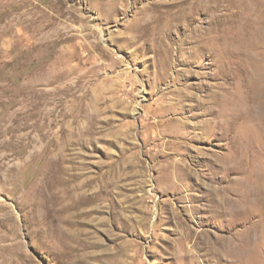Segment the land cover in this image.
Masks as SVG:
<instances>
[{
    "label": "rangeland",
    "instance_id": "1",
    "mask_svg": "<svg viewBox=\"0 0 264 264\" xmlns=\"http://www.w3.org/2000/svg\"><path fill=\"white\" fill-rule=\"evenodd\" d=\"M262 77L264 0H0V264H264Z\"/></svg>",
    "mask_w": 264,
    "mask_h": 264
},
{
    "label": "bare ground",
    "instance_id": "2",
    "mask_svg": "<svg viewBox=\"0 0 264 264\" xmlns=\"http://www.w3.org/2000/svg\"><path fill=\"white\" fill-rule=\"evenodd\" d=\"M263 78H264V77L258 79L257 82H258L259 84H260V82H264V79H263ZM258 83H257V84H258ZM262 85H263V84H262ZM258 86H259V85H258ZM246 92H247V91H246ZM244 93H245V92H244ZM261 93H262V91H261ZM260 95L262 96V95H264V94H260ZM248 96H250V93H249ZM247 98H249V97H247ZM253 99H254V98H253ZM255 99H256V98H255ZM246 100H247V99H246ZM249 100H250V99H249ZM244 101H245V100H244ZM247 101H248V100H247ZM245 102H246V101H245ZM245 102H244V104H246V106H247V105H250V103L247 104L248 102H246V103H245ZM255 103H256V102H255ZM246 106H245L244 109H246ZM250 107H251V106H250ZM248 108H249V106H248ZM244 109H243V110H244ZM250 109H251V108H250ZM252 109H253V108H252ZM243 110L241 109V112H243ZM244 111H245V110H244ZM248 113H249V112H248ZM248 113H247V114H248ZM250 113H253V112H250ZM247 114H245V115H247ZM243 115H244V114H243ZM251 115H252V114H251ZM253 117H254V115H253ZM246 130H247V129H246ZM246 133H247V132H246ZM248 133H249V132H248ZM256 133H259V132L256 131ZM243 135H244V134H243ZM250 135H251V134H250ZM246 141H247V140H246ZM249 145H250V144H249ZM246 149H247V148H246ZM256 176H257V175H256ZM261 177H262V175H261ZM253 178H255V177H253ZM256 179H257V178H256ZM250 180H251V179H250ZM258 180H259V179H258ZM262 181H264V180H262ZM258 182H260V181H258ZM245 184H247V183H245ZM245 184H244V185H245ZM241 186H242V185H241ZM242 187H243V186H242ZM240 188H241V187H240ZM244 188H245V187H244ZM244 188H243V189H244ZM245 189H246V188H245ZM245 189H244V190H245ZM248 189H249V188H248ZM248 189H247V191H248L247 193H249V190H248ZM250 190H251V188H250ZM245 193H246V192H245ZM251 193H252V192H251ZM214 194H215V193H214ZM233 194H234V193H233ZM242 194H243V193H242ZM242 194H241V195H242ZM234 195H235V194H234ZM248 195H249V194H248ZM250 195H251V194H250ZM245 197H246V196H245ZM226 199H227V198H226ZM242 199H243V198H242ZM233 201H234V200H233ZM227 202H228V201H227ZM225 205H226V204H225ZM236 207H237V206H236ZM238 208H239V207H238ZM224 209H225V208H224ZM247 209H248V208H247ZM244 210H245V209H244ZM242 212H243V211H242ZM232 213H233V212H232ZM254 226H255V225H254ZM254 226H253V227H254ZM249 228H250V227H249ZM257 229H259V228H257ZM253 237H254V236H253ZM246 241H247V240H246Z\"/></svg>",
    "mask_w": 264,
    "mask_h": 264
}]
</instances>
